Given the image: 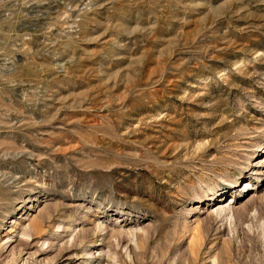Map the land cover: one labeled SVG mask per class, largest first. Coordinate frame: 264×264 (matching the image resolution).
I'll list each match as a JSON object with an SVG mask.
<instances>
[{
	"label": "rangeland",
	"instance_id": "rangeland-1",
	"mask_svg": "<svg viewBox=\"0 0 264 264\" xmlns=\"http://www.w3.org/2000/svg\"><path fill=\"white\" fill-rule=\"evenodd\" d=\"M0 264H264V0H0Z\"/></svg>",
	"mask_w": 264,
	"mask_h": 264
}]
</instances>
